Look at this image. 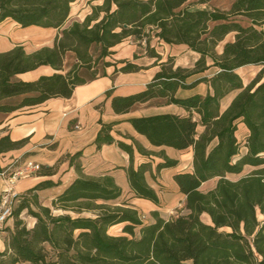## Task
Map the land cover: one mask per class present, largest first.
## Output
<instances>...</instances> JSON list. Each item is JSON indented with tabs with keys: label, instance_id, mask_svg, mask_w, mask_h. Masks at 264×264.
Here are the masks:
<instances>
[{
	"label": "trees",
	"instance_id": "1",
	"mask_svg": "<svg viewBox=\"0 0 264 264\" xmlns=\"http://www.w3.org/2000/svg\"><path fill=\"white\" fill-rule=\"evenodd\" d=\"M76 1L0 0V23L13 20L23 28H60ZM210 1L104 0L84 22L75 21L64 29L53 47L32 54L23 46L0 52V112L34 106L54 97H71L75 87L85 81L79 76L80 68H92L95 62L90 53L94 44L100 46L99 58L111 54L113 47L128 38L140 46L144 43L146 55L152 57L160 58L151 46L154 38L168 44H187L202 55L192 70L173 69L169 59L145 90L113 99L117 113L155 97H167L189 111L187 116L165 114L131 119L135 129L155 146L193 148V172L174 176L186 195L188 212L169 220L154 212L155 222L144 223L126 197L122 205L110 203L122 196L113 177L81 175L55 199V209L62 211L58 215L43 206L34 210L23 199L14 211V229L7 250L0 251V264H264V81L260 82L264 68L247 86L236 72L248 64L264 66V0H236L229 11L197 8ZM101 14L103 17L92 24ZM237 16L250 19L251 24L243 25ZM230 32H235V39L224 45L221 55L217 54V44ZM68 51L76 54L78 62L64 73ZM208 56L219 68L217 73L188 84L190 75L208 68ZM42 65L57 71L31 81L14 79ZM137 69V65L126 62L120 70ZM198 82L209 84L208 94L176 97L179 88H191ZM233 90L239 93L222 111V99ZM15 96L25 98L18 105L1 104ZM240 122L249 131L244 143L236 135ZM200 124L205 131L198 136ZM111 128L110 124L101 129L99 147L115 141ZM20 144L3 137L0 153ZM119 145L132 159V147L122 141ZM243 146L248 151L241 155ZM176 165V160L165 158L158 169ZM247 166L254 168L248 175L237 180L228 177L241 174ZM146 171V165L129 169L131 188L137 197L158 204L159 196L147 182ZM214 179L217 183L213 189L201 190L204 183ZM25 209L37 219L31 229L21 218ZM85 212L93 215L84 216ZM204 215L209 221L203 219ZM119 223H127L123 228L127 235H110L109 228Z\"/></svg>",
	"mask_w": 264,
	"mask_h": 264
},
{
	"label": "crops",
	"instance_id": "2",
	"mask_svg": "<svg viewBox=\"0 0 264 264\" xmlns=\"http://www.w3.org/2000/svg\"><path fill=\"white\" fill-rule=\"evenodd\" d=\"M235 1L211 0L209 3L198 5L197 8L206 10L219 8L222 11H229ZM92 12L93 10L88 12L84 18L79 16L70 20L71 14L60 28L40 26L23 28L13 20H6L0 23V52L23 46L27 53L32 54L44 47H53L57 38L62 36L64 29L69 28L75 21L84 22ZM102 17L103 14L93 20L92 24ZM235 18L243 25L251 24L250 19L244 16ZM220 22L223 21L213 22L212 25ZM234 39L235 32L227 34L217 44L215 49L217 54L221 55L224 45ZM93 46L99 47L100 51V46L92 45L90 53L95 62L92 68H80L79 76L85 81L75 87L71 97H54L34 106L0 112V139L9 137L13 142H21L18 147L0 153V174L4 171L18 170L27 163L39 164L41 166L39 172L16 184V189L23 199L25 198L37 211L40 206L51 208L53 212L59 211L53 205L55 199L83 175L98 178L113 177L122 189V196L110 203L122 205V199L126 197L130 206L139 212L144 223L155 222L154 212H158L166 220L179 216L174 214L177 208H183L180 214H186L188 212L186 195L180 191L174 176L178 173L193 172V148L179 150L169 146H155L135 129L131 119L165 114L187 116L189 111L179 104L169 102L167 97H155L146 102L135 103L127 112L117 113L113 107V99L131 96L145 90L169 59L172 60L173 69H194L197 61L202 57L201 53L190 49L187 44H168L154 38L151 46L155 48L160 58L152 57L146 55L144 43L140 46L133 38H128L113 47L111 54L95 59L97 55L94 56L92 52ZM135 54H138L137 58ZM103 60L105 62L101 63ZM206 61L208 68L190 75L186 80L188 84L203 77H212L217 73L219 68L215 66L214 59L208 56ZM77 62L76 54L68 51L64 59L63 72H69ZM126 62L137 65L139 69L121 71ZM102 68L103 73L100 71ZM263 68V65L248 64L237 68L236 72L241 76L244 86H247L257 78ZM56 71L49 65H42L32 71L18 74L14 79L31 81ZM262 81L264 77L260 82ZM209 91L208 83L198 82L191 88H179L176 97L184 99L194 95H206ZM238 93L239 90H233L222 99V111L229 107ZM24 98L25 96L10 97L4 99L1 104L18 105ZM195 118L198 120L199 116L195 115ZM110 124L111 135L115 141L99 147L97 137L103 126ZM197 129L198 136L205 131V127L201 124ZM236 135L240 141L246 142L249 131L245 123H239ZM119 141L132 147V159L130 153L119 145ZM247 151L248 148L243 146L240 154L244 155ZM165 158L176 160L177 165L159 170L158 166L165 161ZM142 165L147 166V182L157 192L160 200L158 204L137 197L131 188L129 169L131 167L137 169ZM205 184L201 186V190ZM6 186V180L0 175V195ZM34 188L37 189L33 190ZM30 190L33 191L29 193ZM86 213L89 212L84 214ZM21 218L30 229L37 222L36 217L28 213V209L22 211ZM14 222L15 219L12 217L0 228L1 252L8 248ZM126 224H115L109 228L108 233L114 236L127 235L123 231ZM114 229L116 232H113ZM136 232L139 236V228Z\"/></svg>",
	"mask_w": 264,
	"mask_h": 264
},
{
	"label": "built area",
	"instance_id": "3",
	"mask_svg": "<svg viewBox=\"0 0 264 264\" xmlns=\"http://www.w3.org/2000/svg\"><path fill=\"white\" fill-rule=\"evenodd\" d=\"M41 166L37 163H27L13 172H1L6 180V189L0 195V228L14 216V211L23 201V196L17 191L16 184L22 179L29 178L39 172Z\"/></svg>",
	"mask_w": 264,
	"mask_h": 264
},
{
	"label": "rangeland",
	"instance_id": "4",
	"mask_svg": "<svg viewBox=\"0 0 264 264\" xmlns=\"http://www.w3.org/2000/svg\"><path fill=\"white\" fill-rule=\"evenodd\" d=\"M104 0H77L75 3H73L72 5V17L70 18H79V16L81 18H84L85 15L88 14V12H91L93 10L94 7L99 6L100 3H103ZM92 52L94 54V56L97 55V57L95 59H100V51H99V47L93 46ZM105 62V60H103L101 63ZM101 68V67H100ZM101 73H103V68L100 70ZM254 170V168L252 167H246L245 170L239 174V175H229V178L232 180H237L242 176L248 175L249 173H251ZM217 183V179L211 180L209 182H207L203 187L202 190L203 191H207L210 190L212 188H214L216 186ZM183 209V208H182ZM182 209L177 208L176 210H174V214L175 215H181L180 213H182ZM55 214H60L61 211H56L54 212ZM92 215L91 213H86L84 214V216H90ZM259 218L263 219V216L261 215V213L259 212ZM203 219L208 221V217L206 215L203 216ZM113 232H116V229L113 230Z\"/></svg>",
	"mask_w": 264,
	"mask_h": 264
}]
</instances>
